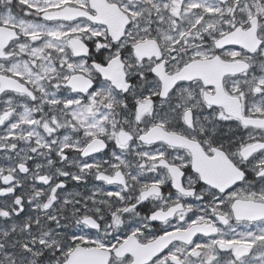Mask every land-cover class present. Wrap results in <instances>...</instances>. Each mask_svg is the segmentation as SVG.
Masks as SVG:
<instances>
[{
    "label": "snow or ice",
    "instance_id": "obj_1",
    "mask_svg": "<svg viewBox=\"0 0 264 264\" xmlns=\"http://www.w3.org/2000/svg\"><path fill=\"white\" fill-rule=\"evenodd\" d=\"M0 264H264V0H0Z\"/></svg>",
    "mask_w": 264,
    "mask_h": 264
}]
</instances>
